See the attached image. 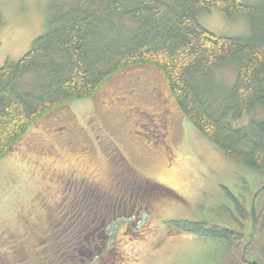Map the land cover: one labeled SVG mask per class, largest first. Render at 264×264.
<instances>
[{
	"label": "rangeland",
	"instance_id": "374dc122",
	"mask_svg": "<svg viewBox=\"0 0 264 264\" xmlns=\"http://www.w3.org/2000/svg\"><path fill=\"white\" fill-rule=\"evenodd\" d=\"M76 2L0 0V68L19 61L47 32L49 20ZM242 3L261 6L264 0ZM198 22L217 37L250 35L245 13L229 18L212 10L202 12ZM133 27L128 21L118 24L122 34ZM236 71L230 64L211 78L210 86L217 91L215 110L225 102ZM38 79L27 73L16 85L36 94ZM263 118L264 110L258 109L234 126ZM84 185L114 198L121 193L133 198L135 186L148 189L149 206L139 202L133 208L130 201L117 214L113 208L106 213L114 223L107 230V245L117 246L130 264H229L230 242L184 232L178 225L204 221L243 232L245 243L254 239L252 259L263 260L264 199L256 201L255 227L249 218L238 229L217 211L234 207L231 196L250 209L252 196L264 186V170L228 160L184 117L166 76L153 66L126 68L91 98L52 109L0 157V264H20L25 255L28 262L36 259L29 245L53 236L56 220L64 219ZM44 238L37 247L50 243Z\"/></svg>",
	"mask_w": 264,
	"mask_h": 264
},
{
	"label": "trees",
	"instance_id": "16d2710c",
	"mask_svg": "<svg viewBox=\"0 0 264 264\" xmlns=\"http://www.w3.org/2000/svg\"><path fill=\"white\" fill-rule=\"evenodd\" d=\"M242 1L77 0L69 11L49 20L47 32L19 61L6 62L0 68V157L52 109L91 98L126 68L153 66L166 76L184 117L228 160L264 170V118L234 126L245 115L264 110V4L248 6ZM212 10L229 18L245 13L250 20L249 37L210 33L200 25L198 16ZM123 21L134 24L127 34L118 28ZM230 64L237 68L236 78L217 111L213 103L217 91L210 80ZM27 73L39 78L36 94L21 91L16 85ZM118 161L127 168L121 159ZM143 186H135L133 198L124 193L114 198L84 185L64 219L56 220L53 236H42L29 245L37 258L28 262L30 256L25 251L20 264H130L117 246H108L107 230L114 223L106 213L113 208L117 214L130 201L135 202L133 208L139 202H149ZM231 197L234 210L219 208L217 216H230L231 225L236 226L238 214L242 226L250 218L249 209L245 202ZM178 225L184 232L227 238L232 248L239 239L233 227L212 221ZM45 229L50 230L48 226ZM43 238H49L50 243L37 247ZM235 250L229 264H248L241 259V243ZM16 252L20 256L19 248Z\"/></svg>",
	"mask_w": 264,
	"mask_h": 264
},
{
	"label": "flooded vegetation",
	"instance_id": "af4514ba",
	"mask_svg": "<svg viewBox=\"0 0 264 264\" xmlns=\"http://www.w3.org/2000/svg\"><path fill=\"white\" fill-rule=\"evenodd\" d=\"M163 136H164V134H163ZM146 184V183H145ZM147 191H148V189H146ZM139 191H141L142 193H144V189H139ZM147 193V192H146ZM158 197V199L160 200V197H159V195L157 196ZM257 198L259 199L260 198V200H263L264 199V191L263 192H261V194H259V196H257ZM257 198H256V201H257ZM237 201L238 202H242V201H239L238 199H237ZM253 201H254V197L252 196V203H253ZM243 202H245V201H243ZM148 206H149V202H147L146 203ZM234 214H237V213H234ZM227 216V215H226ZM236 216V220L234 221V222H236V221H238V222H236L235 224H236V227H238V229L239 228H241V218H240V216L237 214V215H235ZM230 217V216H229ZM228 217V219L229 220H232L231 218H229ZM258 220H259V218H258ZM235 226V225H234ZM235 227V228H236ZM235 232L237 233L235 236H237L239 239L238 240H235V245H233V248H232V243L230 242V244H231V249H232V252L234 251H236L235 250V246L237 245H240V243H241V245H242V256H241V259H242V261L244 262V261H247V263L248 264H251V262H254V261H256V260H254V259H252V257H253V253H255V246H252V244H254V239L251 241L250 240V242L249 243H245L244 241H243V232H239V231H236L235 230ZM254 237V236H253ZM252 237V238H253ZM251 238V237H250ZM222 239L223 240H227V238H224V237H222ZM228 241V240H227ZM245 245L247 246L246 247V249L244 248L245 247ZM238 256V255H237ZM255 256V255H254ZM238 258H239V256H238ZM263 260H264V256H263ZM263 260L261 261V262H258L259 264H263ZM257 262V261H256Z\"/></svg>",
	"mask_w": 264,
	"mask_h": 264
},
{
	"label": "water",
	"instance_id": "95a60500",
	"mask_svg": "<svg viewBox=\"0 0 264 264\" xmlns=\"http://www.w3.org/2000/svg\"><path fill=\"white\" fill-rule=\"evenodd\" d=\"M264 191V186L263 187H261L259 190H258V192H257V194L254 196V201H253V203L251 204V207H250V209H249V216H250V218H251V222H252V225H253V227H255V225H256V223H257V210H256V198H257V196H259V194H261V192H263ZM250 241H248V242H246V243H249ZM246 245H245V249H246ZM251 264H259L258 262H256V261H254V262H251Z\"/></svg>",
	"mask_w": 264,
	"mask_h": 264
}]
</instances>
